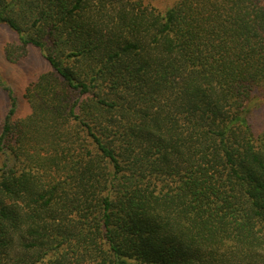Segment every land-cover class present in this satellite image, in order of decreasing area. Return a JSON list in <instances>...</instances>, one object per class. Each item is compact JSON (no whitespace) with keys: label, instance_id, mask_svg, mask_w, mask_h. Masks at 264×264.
<instances>
[{"label":"trees","instance_id":"obj_1","mask_svg":"<svg viewBox=\"0 0 264 264\" xmlns=\"http://www.w3.org/2000/svg\"><path fill=\"white\" fill-rule=\"evenodd\" d=\"M158 1L0 0V264H264V0Z\"/></svg>","mask_w":264,"mask_h":264},{"label":"rangeland","instance_id":"obj_2","mask_svg":"<svg viewBox=\"0 0 264 264\" xmlns=\"http://www.w3.org/2000/svg\"><path fill=\"white\" fill-rule=\"evenodd\" d=\"M174 1L176 0H159L158 3L166 5ZM14 38H16L14 31L8 25L0 24V131L10 103L8 89H12L18 98L19 114L26 115L30 111L29 103L25 97L27 86L41 73L50 70L49 64L42 57L39 49L35 47H29L28 55L18 63L8 61L5 58L4 48ZM255 104L252 122L257 130H261L264 128V103L259 100Z\"/></svg>","mask_w":264,"mask_h":264}]
</instances>
